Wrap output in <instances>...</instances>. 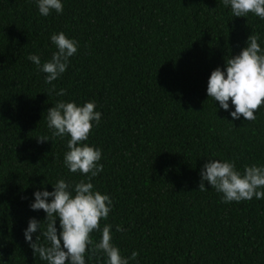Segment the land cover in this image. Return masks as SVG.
Here are the masks:
<instances>
[{
    "label": "trees",
    "instance_id": "trees-1",
    "mask_svg": "<svg viewBox=\"0 0 264 264\" xmlns=\"http://www.w3.org/2000/svg\"><path fill=\"white\" fill-rule=\"evenodd\" d=\"M62 3V13L45 17L37 0H0V264H47L25 238L31 218L44 221L41 231L48 223L30 208L34 193L54 191L60 179L87 180L64 163L70 136L48 128L47 110L61 100L95 101L102 114L86 143L102 150L92 183L114 206L96 242L111 224L121 254L139 253L130 264H264V199L225 203L209 184L199 191L209 159L234 160L241 172L264 166V105L254 121L233 119L231 101L224 110L207 94L212 71L251 34L264 49V19L234 17L223 0ZM59 32L78 51L49 95L46 73L27 57L49 61ZM85 260L107 257L89 252Z\"/></svg>",
    "mask_w": 264,
    "mask_h": 264
},
{
    "label": "clouds",
    "instance_id": "clouds-1",
    "mask_svg": "<svg viewBox=\"0 0 264 264\" xmlns=\"http://www.w3.org/2000/svg\"><path fill=\"white\" fill-rule=\"evenodd\" d=\"M225 7L231 6L234 17H247L249 13L264 19V0H223ZM39 13L47 17L52 11L62 13V0H37ZM260 36L251 34L247 46L236 55L226 60V67H217L212 71L207 87L209 98L219 102L228 110L229 101L235 106L231 112L233 119L243 116L247 121L256 119L255 113L264 105V49L261 48ZM52 43L58 49L51 59L41 64L39 55L30 54L27 59L46 73L45 83L51 84L49 95L55 91L56 81L66 72L70 58L78 51V41L69 38L64 32L53 33ZM65 89L56 93L64 96ZM101 112L96 111L95 101H88L78 106L75 101H58L47 110L48 128L53 137L70 136L67 142L69 149L65 153L64 163L71 173H80L87 177L72 183L60 179L54 191H36L35 200L30 204L34 211L43 210L47 215V227L41 231L43 222L31 218L25 229L26 242L35 255L47 264H86L85 256L103 253L106 264H130L139 256L134 251L130 257L121 254L120 249L112 242V225L104 224L99 242L93 239L94 231H101V221H107L113 209L112 197L94 190L92 178L103 171L102 150L90 146L86 141L94 125L101 120ZM38 142L50 141L45 136L37 137ZM199 191H206V184L222 193V202H240L245 200L264 199V166H245L243 172L237 170L235 161L209 159L200 172ZM51 198V200H49ZM59 218V229L57 228ZM40 231L33 241V234ZM117 232L125 229L116 226ZM43 236L47 243L41 242ZM91 246V248H90ZM91 258V257H89Z\"/></svg>",
    "mask_w": 264,
    "mask_h": 264
}]
</instances>
